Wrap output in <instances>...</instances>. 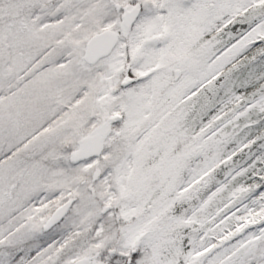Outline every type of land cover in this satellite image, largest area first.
Returning a JSON list of instances; mask_svg holds the SVG:
<instances>
[{"label":"snow or ice","instance_id":"snow-or-ice-1","mask_svg":"<svg viewBox=\"0 0 264 264\" xmlns=\"http://www.w3.org/2000/svg\"><path fill=\"white\" fill-rule=\"evenodd\" d=\"M0 264H264V0H0Z\"/></svg>","mask_w":264,"mask_h":264}]
</instances>
